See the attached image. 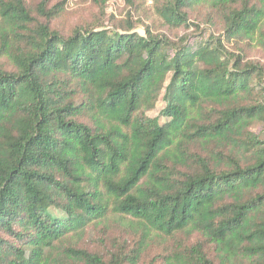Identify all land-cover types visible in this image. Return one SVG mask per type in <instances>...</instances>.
<instances>
[{
	"label": "trees",
	"instance_id": "16d2710c",
	"mask_svg": "<svg viewBox=\"0 0 264 264\" xmlns=\"http://www.w3.org/2000/svg\"><path fill=\"white\" fill-rule=\"evenodd\" d=\"M105 1L0 0V264H264V0Z\"/></svg>",
	"mask_w": 264,
	"mask_h": 264
},
{
	"label": "rangeland",
	"instance_id": "374dc122",
	"mask_svg": "<svg viewBox=\"0 0 264 264\" xmlns=\"http://www.w3.org/2000/svg\"><path fill=\"white\" fill-rule=\"evenodd\" d=\"M29 5L35 4L37 0H26ZM55 2H63V0H54ZM137 7L138 16H144L148 13L151 7L150 0H132ZM105 12H104V26L111 28L112 21H123V19L131 13L135 19L136 15L131 9V6L126 0H106L105 1ZM98 4L96 0H66V5L64 7L63 17L56 24L72 26L78 21H84L86 23L93 22L97 15ZM136 20V19H135ZM147 23V21H145ZM142 27H137L136 32L142 34ZM252 59L259 60L264 64V52L261 50H256L251 53ZM160 104L158 105L156 111L152 116L157 114V110L160 109Z\"/></svg>",
	"mask_w": 264,
	"mask_h": 264
}]
</instances>
